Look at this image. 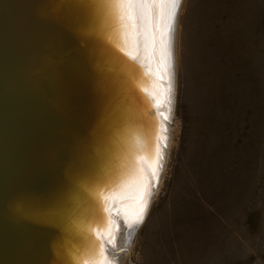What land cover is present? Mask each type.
<instances>
[{
	"label": "water",
	"instance_id": "1",
	"mask_svg": "<svg viewBox=\"0 0 264 264\" xmlns=\"http://www.w3.org/2000/svg\"><path fill=\"white\" fill-rule=\"evenodd\" d=\"M118 2L0 0V264H82L90 239L108 264L135 164L150 171L137 222L146 213L168 120L161 78L119 45Z\"/></svg>",
	"mask_w": 264,
	"mask_h": 264
},
{
	"label": "rangeland",
	"instance_id": "2",
	"mask_svg": "<svg viewBox=\"0 0 264 264\" xmlns=\"http://www.w3.org/2000/svg\"><path fill=\"white\" fill-rule=\"evenodd\" d=\"M174 48L161 176L121 264H264V0H181Z\"/></svg>",
	"mask_w": 264,
	"mask_h": 264
},
{
	"label": "bare ground",
	"instance_id": "3",
	"mask_svg": "<svg viewBox=\"0 0 264 264\" xmlns=\"http://www.w3.org/2000/svg\"><path fill=\"white\" fill-rule=\"evenodd\" d=\"M122 2L125 3L123 15L121 10L116 7V14H119L120 21V33H118L121 38H119V45L125 53H132L135 56H139V59H147V62L150 63V71L154 72L158 78H161V80H157L155 86V96L162 101L157 110L162 120L165 118V120L167 119L170 122L173 92L176 86L174 81L175 24L181 0H163V3L158 8L153 9L154 14L151 20L147 17H141L138 14L139 10L135 6L132 8L127 7L126 0H119L118 4ZM160 88L162 89V94L158 92ZM140 147L141 153L147 161L145 165L152 166L154 151L152 152L149 145ZM145 170L143 172L141 167L135 164L131 169L129 180L122 181L116 190L120 201L115 209L114 218L117 225H120L121 231L117 240L114 237L104 242L109 259L108 264L122 263L124 252L120 251L124 250L123 246H126L135 227L139 225L143 218L138 223V218H136L134 211L141 195L144 193V177L145 175L147 177L150 173L146 166ZM101 221L104 222V219H101ZM117 230H119V227ZM97 251L98 248H96L93 240L90 239L82 264H99V257L96 258Z\"/></svg>",
	"mask_w": 264,
	"mask_h": 264
},
{
	"label": "snow or ice",
	"instance_id": "4",
	"mask_svg": "<svg viewBox=\"0 0 264 264\" xmlns=\"http://www.w3.org/2000/svg\"><path fill=\"white\" fill-rule=\"evenodd\" d=\"M127 7L132 8L135 6L139 10L138 14L141 17H147L151 20L153 16V9L158 8L163 0H126ZM117 7L121 10V14L123 15V10L125 8V3H120Z\"/></svg>",
	"mask_w": 264,
	"mask_h": 264
}]
</instances>
